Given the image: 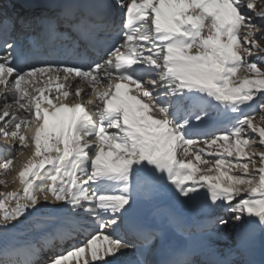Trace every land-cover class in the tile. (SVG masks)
<instances>
[{
	"label": "snow or ice",
	"instance_id": "1",
	"mask_svg": "<svg viewBox=\"0 0 264 264\" xmlns=\"http://www.w3.org/2000/svg\"><path fill=\"white\" fill-rule=\"evenodd\" d=\"M9 2L20 11L0 20V136L12 142L0 146V170L12 167V149L32 151L14 178L20 187L0 191V264H37L45 228L68 241L93 222L110 231L90 232L45 264H192L186 244L170 247L165 231L138 214L165 174L186 202L231 214L234 223L217 215L213 225L232 228L237 250L251 253L256 233L264 234V126L256 123L257 114L264 121V5ZM17 26L56 34L77 56L83 47L98 59L38 67L28 49L8 42ZM169 223L189 231L181 219ZM165 250L171 259L154 258Z\"/></svg>",
	"mask_w": 264,
	"mask_h": 264
},
{
	"label": "bare ground",
	"instance_id": "2",
	"mask_svg": "<svg viewBox=\"0 0 264 264\" xmlns=\"http://www.w3.org/2000/svg\"><path fill=\"white\" fill-rule=\"evenodd\" d=\"M7 119V118H6ZM31 151H32V149L31 148H28V150H24V156L22 155V160L20 161V163L18 164V166H16L10 173H11V180H10V188H9V191H16L19 187H20V185H19V181L18 180H15L14 181V178L16 177V174H17V172L19 171V169L21 168V166H22V164H23V162L24 161H26L27 159H28V157L31 155ZM186 199V198H185ZM49 202H51V198H49ZM160 203V204H159ZM155 206H157L159 209V211H157V213L159 212V216H160V218H161V222L160 223H162V229L163 230H167L169 227H168V225L172 228V225L169 223V219L171 218V217H176V218H178V219H181V220H183V221H185L186 223H187V225H188V228H191L192 226V224L194 223V222H200L201 223V221L203 220V218L202 217H198V215H196L195 213H187V212H183V211H181V210H178V208H171L170 207V205H169V203L167 202V201H161V202H155V204H154ZM154 205H151V207H153ZM160 205V206H159ZM150 205H144L143 203H141V205L138 207V214H144V213H146L147 211H148V209L150 208L149 207ZM145 207H147V210H146V208ZM162 214V215H161ZM157 219L156 218H152V221H156ZM168 222V223H167ZM93 225H94V227L93 228H89V229H86V231H85V233H87V234H89V231L91 232L93 229H98V231L97 232H100V233H102V234H106V231H110V230H106V231H104V230H100L99 228H97L96 226H98L97 224H96V222H93ZM174 228V227H173ZM50 229H45V230H43V232H45V231H49ZM171 229H169L168 231H170ZM168 231H166L165 233H167ZM96 232V233H97ZM76 233V232H75ZM219 233V232H218ZM216 232H207L206 234H198V237L200 238V239H203L205 242H206V244L209 246V245H217V241L215 240V238H216ZM220 236V235H219ZM218 236V237H219ZM221 237V236H220ZM77 240V239H76ZM225 240H227V239H225ZM98 243H100V244H102L103 243V239H102V235H101V239L98 241ZM69 247H66L65 249H68V248H70L71 246L70 245H68ZM263 247L264 246V234H262V233H260L259 231L256 233V237H255V243H254V247H253V249L254 250H260L258 247ZM64 249V250H65ZM130 253H131V250H128ZM243 251V250H242ZM251 253H248V252H246L245 251V255L247 256V257H249V255H250ZM86 258H89L90 259V257H87V254H86ZM46 260V259H45ZM44 262L45 261H43V262H40V263H37V264H44ZM71 264H76V261L75 260H73L72 262H71ZM81 264H82V262H81Z\"/></svg>",
	"mask_w": 264,
	"mask_h": 264
},
{
	"label": "rangeland",
	"instance_id": "3",
	"mask_svg": "<svg viewBox=\"0 0 264 264\" xmlns=\"http://www.w3.org/2000/svg\"><path fill=\"white\" fill-rule=\"evenodd\" d=\"M257 3L258 4H260V5H264V0H257ZM262 43V46H264V41H262L261 42ZM241 74H243V73H241ZM256 123H258V124H260L261 126H264V121H261L260 120V117H259V114H257V116H256ZM204 140V139H203ZM199 141H202V140H199ZM199 146H201V147H203V145L201 144V145H199ZM23 150H26V149H23ZM21 157H22V155H21ZM188 158H191V157H188ZM206 159H209L210 161H212L213 163H214V160H215V157H205ZM229 159H231V158H229ZM16 161L17 160H15L14 162H13V165H12V167L10 168V170L5 174L3 171L2 172H0V179H4L5 180V182H6V184H7V187H4V186H2V185H0V191H9V186H10V180H11V171L16 167V166H18V164L20 163V161L18 162V163H16ZM16 163V164H15ZM209 165H200V167H202V168H207ZM168 182H170V181H168ZM189 184L191 183V182H188ZM170 185H171V182H170ZM200 191H205L204 189H199ZM186 200H187V198L185 199V197H181L180 196V205H182V206H185V207H187V208H192V209H194V210H198V212L199 213H201V214H205V212H208V213H211L212 211H214V210H204V209H202L200 206H199V204H197V203H193V202H186ZM161 201H164V200H161ZM161 201H157V202H161ZM141 203H143V202H141ZM155 203H151V205H154ZM150 205V206H151ZM179 208V207H178ZM216 210V209H215ZM227 218L229 219V222H230V224L231 223H234V221H232V218H231V214H228L227 215ZM219 232V233H218ZM233 232H234V230L232 229V228H228V229H225V230H223V231H221V230H217V232H216V238H215V240L219 243V245L218 246H220L219 248H221L222 247V245L223 244H225L226 242H228V241H233V240H231V239H233ZM221 237H220V236ZM219 236V237H218ZM225 239H227V240H225ZM214 246V245H213ZM215 248V247H214Z\"/></svg>",
	"mask_w": 264,
	"mask_h": 264
}]
</instances>
